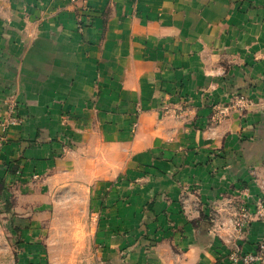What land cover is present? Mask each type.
Listing matches in <instances>:
<instances>
[{
  "label": "crops",
  "instance_id": "crops-1",
  "mask_svg": "<svg viewBox=\"0 0 264 264\" xmlns=\"http://www.w3.org/2000/svg\"><path fill=\"white\" fill-rule=\"evenodd\" d=\"M9 102L0 179L38 211L29 240L49 211L98 264H233L264 240V0H0Z\"/></svg>",
  "mask_w": 264,
  "mask_h": 264
},
{
  "label": "rangeland",
  "instance_id": "rangeland-1",
  "mask_svg": "<svg viewBox=\"0 0 264 264\" xmlns=\"http://www.w3.org/2000/svg\"><path fill=\"white\" fill-rule=\"evenodd\" d=\"M246 103L251 105L252 100L236 96L231 106L239 108L243 104L246 106ZM224 113L225 108L222 110L216 108L211 117L212 121L220 122ZM5 118L6 114L3 118L0 117V124ZM26 196L29 195L19 192L17 180L11 182L0 179V264H98L97 259L93 256L92 246L87 242L80 241L83 240L82 238L74 236L69 231L71 227L49 225V222L54 218L58 219V222L65 221L64 215L59 214L57 217L55 215L52 217L51 211H49V218L44 219L47 223L42 226L45 231L44 235L38 236L43 240L38 242L29 240L28 237L33 236L32 231L35 228L39 229L40 225L35 227L32 224L34 221L31 218L38 214L37 210L23 209L25 203L32 204L30 200L25 199ZM261 207L264 208L263 203H258L253 215L264 223V217L259 213ZM25 219H27L26 222ZM36 222L39 223L38 220ZM238 227L241 228L242 225ZM50 230H53L51 234ZM261 242L264 240L257 243L253 251L247 253L255 252Z\"/></svg>",
  "mask_w": 264,
  "mask_h": 264
},
{
  "label": "built area",
  "instance_id": "built-area-1",
  "mask_svg": "<svg viewBox=\"0 0 264 264\" xmlns=\"http://www.w3.org/2000/svg\"><path fill=\"white\" fill-rule=\"evenodd\" d=\"M6 118L1 122L2 125L10 127L11 125H16L20 122L19 117L16 114V105L14 102H9L5 110ZM260 215L264 217V208H260ZM233 264L241 262L242 264H264V242H261L258 249L255 252L247 254L235 253L230 257Z\"/></svg>",
  "mask_w": 264,
  "mask_h": 264
}]
</instances>
